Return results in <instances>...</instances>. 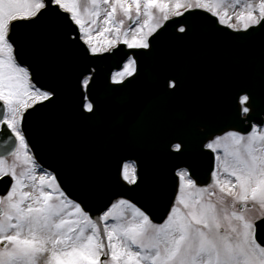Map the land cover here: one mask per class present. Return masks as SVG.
Wrapping results in <instances>:
<instances>
[{"label":"snow or ice","instance_id":"6c2138e0","mask_svg":"<svg viewBox=\"0 0 264 264\" xmlns=\"http://www.w3.org/2000/svg\"><path fill=\"white\" fill-rule=\"evenodd\" d=\"M234 4H242L235 14L240 28L226 22L225 17L232 19L227 11L221 15L215 8L206 10L236 32L264 28V0ZM204 7V0H0V137L7 143L0 153V183L6 185L0 193V264H264V241L258 236L264 215H249L254 205L264 210V103H257V79L239 90L243 94L237 93L238 104L232 98L235 123L203 131H195L191 123L186 126L184 135L197 149L190 161L149 182L141 180L134 163L118 167L114 180L101 178L103 204L95 218L85 200L64 187V161L58 157V167L44 165L25 128L28 118L57 95L54 87L36 78L38 65L20 59L38 26L58 34L65 45L82 42L85 56H115L121 44L150 51L167 31L169 13L183 17L181 8L193 15ZM119 15L130 21L126 30ZM98 21L103 24L99 31L94 27ZM173 23L182 25L179 33L189 31L185 21ZM122 59L123 70L111 75L113 86L124 87L137 74V60L127 53ZM92 80L91 75L83 79V87ZM259 80L264 97V63ZM176 87V80H170L166 88L172 91L167 94ZM82 109V118L89 122V148L102 152L107 145L96 135L98 105L85 96ZM237 123L247 128L241 130ZM125 134L134 140L138 129L129 127ZM106 135L111 140L117 133L109 129ZM165 147L175 158L188 144L178 138ZM8 157L13 164L7 163ZM205 162L210 182L202 185L196 173ZM66 179L78 178L68 170ZM81 186L86 195L92 191ZM160 201H166L165 212L161 222H154L149 205Z\"/></svg>","mask_w":264,"mask_h":264},{"label":"water","instance_id":"95a60500","mask_svg":"<svg viewBox=\"0 0 264 264\" xmlns=\"http://www.w3.org/2000/svg\"><path fill=\"white\" fill-rule=\"evenodd\" d=\"M184 13L183 17H170L167 31L150 51L128 49L121 44L115 56H85L80 48L82 42L65 45L58 34L38 26L29 45L20 53L23 62L38 65L36 78L54 87L57 93L48 107L26 121L28 139L44 165L58 167V157L64 161V187L71 195L84 199L94 217L103 204L99 195L101 178L114 180L125 160L133 159L141 180L149 182L174 165L192 159L197 149L184 135L188 124L195 131H203L205 127L235 123L232 98L239 103L243 86L257 79V103H264L259 93L264 28L250 29L245 34L220 25L217 17L205 9H197L193 15L186 10ZM173 21H185L189 31L179 33L182 25ZM125 53L137 60V74L126 86H113L111 73L121 67ZM87 73H91L93 80L84 90L81 80ZM172 79L177 87L168 95L172 90L166 85ZM110 88L118 90L113 92ZM85 95L98 105L94 118L96 135L107 145L99 153L89 148V122L81 116ZM260 119L264 121V113ZM132 126L137 127L138 135L129 140L125 130ZM236 127L244 130L247 125L237 123ZM109 129L117 133L111 140L106 135ZM178 138L185 139L188 147L174 158L165 146ZM5 141L0 137V153L7 147ZM68 170L78 178L76 182L66 179ZM196 175L202 185L210 182L206 162ZM81 184L92 191L86 195ZM5 187L0 183V193ZM165 203L149 205L154 222H161ZM258 236L264 241V228Z\"/></svg>","mask_w":264,"mask_h":264},{"label":"rangeland","instance_id":"374dc122","mask_svg":"<svg viewBox=\"0 0 264 264\" xmlns=\"http://www.w3.org/2000/svg\"><path fill=\"white\" fill-rule=\"evenodd\" d=\"M85 2H86V0H85ZM204 3H205L204 9H213V8H215L221 15H223L224 12L227 11L228 16H232V19L229 21V20H227V17H225L226 22H230V23L236 25L237 27H242V25L239 24L236 21V19H235V14L239 13V11L242 10V4L241 5H235L234 4V0H225V2L223 4H219V5L215 3V0H204ZM253 3L258 5L259 0H253ZM182 10H184V8L179 9V11H182ZM208 11H210V10H208ZM153 12L158 17L162 16V14L158 13L155 9L153 10ZM257 14H258V12H257ZM133 16H135V13H133ZM169 16H172V14L169 13ZM143 19H144V17L141 16L140 17V22H142ZM118 20H124L123 30H126L128 28V26H129L130 21L127 18L123 17L122 15L118 16ZM101 21H102V18H101ZM101 21H98L97 25L94 26L97 31H99L103 27V24H102ZM161 22H163L162 19H161ZM130 37H131V32H129V38ZM122 70H123V66H122L121 69H119L117 71H122ZM117 71H115V72H117ZM113 74H114V72H113ZM7 163L8 164H13L14 163L13 158L12 157H8L7 158ZM125 163H134V162L133 161H130V162L128 161V162H125ZM17 170L20 171L21 169L18 168ZM249 215L258 217L260 215H264V210H261L258 205H254V206H252V208H251V210L249 212ZM110 223H111V221H110ZM100 227H101V230H103V224H101ZM40 264H43V261H41Z\"/></svg>","mask_w":264,"mask_h":264}]
</instances>
